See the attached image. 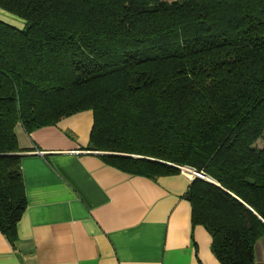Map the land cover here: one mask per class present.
<instances>
[{
  "label": "trees",
  "instance_id": "1",
  "mask_svg": "<svg viewBox=\"0 0 264 264\" xmlns=\"http://www.w3.org/2000/svg\"><path fill=\"white\" fill-rule=\"evenodd\" d=\"M0 232L25 209L15 127L90 110L88 150L150 179L189 167L221 264L264 236V0H0ZM262 141L258 147L256 142Z\"/></svg>",
  "mask_w": 264,
  "mask_h": 264
},
{
  "label": "crops",
  "instance_id": "2",
  "mask_svg": "<svg viewBox=\"0 0 264 264\" xmlns=\"http://www.w3.org/2000/svg\"><path fill=\"white\" fill-rule=\"evenodd\" d=\"M92 122L85 110L30 134L15 127L26 204L16 243L0 232V264H221L191 221L190 174L108 165L87 149ZM253 253L264 264V236Z\"/></svg>",
  "mask_w": 264,
  "mask_h": 264
},
{
  "label": "rangeland",
  "instance_id": "3",
  "mask_svg": "<svg viewBox=\"0 0 264 264\" xmlns=\"http://www.w3.org/2000/svg\"><path fill=\"white\" fill-rule=\"evenodd\" d=\"M6 13V14H5ZM0 20L6 21L9 24H12L13 26H20L22 24V21L20 18L13 16L12 14H9L7 12H3V14H0ZM256 145L260 147L262 145V141L258 140L256 142Z\"/></svg>",
  "mask_w": 264,
  "mask_h": 264
},
{
  "label": "water",
  "instance_id": "4",
  "mask_svg": "<svg viewBox=\"0 0 264 264\" xmlns=\"http://www.w3.org/2000/svg\"><path fill=\"white\" fill-rule=\"evenodd\" d=\"M190 170H191L192 179H194V178H202V179H207V180L212 182V180L209 177H207L204 173L198 172V171H196L194 169H190Z\"/></svg>",
  "mask_w": 264,
  "mask_h": 264
},
{
  "label": "built area",
  "instance_id": "5",
  "mask_svg": "<svg viewBox=\"0 0 264 264\" xmlns=\"http://www.w3.org/2000/svg\"><path fill=\"white\" fill-rule=\"evenodd\" d=\"M181 170L187 172L190 174V178L192 179V175H191V170L192 168H189V167H180Z\"/></svg>",
  "mask_w": 264,
  "mask_h": 264
}]
</instances>
